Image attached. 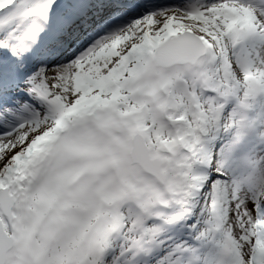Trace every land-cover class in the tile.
Listing matches in <instances>:
<instances>
[{
	"label": "snow or ice",
	"instance_id": "snow-or-ice-1",
	"mask_svg": "<svg viewBox=\"0 0 264 264\" xmlns=\"http://www.w3.org/2000/svg\"><path fill=\"white\" fill-rule=\"evenodd\" d=\"M0 264H264V0H0Z\"/></svg>",
	"mask_w": 264,
	"mask_h": 264
},
{
	"label": "bare ground",
	"instance_id": "bare-ground-1",
	"mask_svg": "<svg viewBox=\"0 0 264 264\" xmlns=\"http://www.w3.org/2000/svg\"><path fill=\"white\" fill-rule=\"evenodd\" d=\"M160 2L164 3V2H170V0H160Z\"/></svg>",
	"mask_w": 264,
	"mask_h": 264
}]
</instances>
